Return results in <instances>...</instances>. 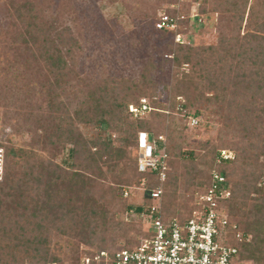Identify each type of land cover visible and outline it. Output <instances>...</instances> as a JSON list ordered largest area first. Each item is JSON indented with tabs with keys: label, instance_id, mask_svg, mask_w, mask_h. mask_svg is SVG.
<instances>
[{
	"label": "trees",
	"instance_id": "1",
	"mask_svg": "<svg viewBox=\"0 0 264 264\" xmlns=\"http://www.w3.org/2000/svg\"><path fill=\"white\" fill-rule=\"evenodd\" d=\"M259 1L261 12L256 10L258 0H201L198 16L209 18L210 13H214L217 22L226 16L223 21L227 23L228 32L220 33L214 45L197 46L189 36L187 43L169 44L168 51L173 54L170 61L175 67L170 87L163 85L157 92L154 82L141 76L137 84L131 81L125 92L102 83L86 95L83 115L77 110L74 116L79 123L92 124L99 130L117 131L122 146H114L99 134L83 137L73 118L60 109L57 92L68 69L67 60L74 61L77 39L68 28L51 35L50 26L32 16L28 2L13 5L16 17L23 18L24 22L19 38L33 54L43 58L53 76L52 80H46L44 96L47 104L58 112L52 118L54 132L47 133L46 141L71 143L73 160L86 149L94 148L91 154L98 162L106 164L108 171L117 174L122 183L102 187L87 172L82 175L73 172L68 176V172L51 160L37 157L32 150L13 146L10 140L7 143L1 140L5 164L0 180V264L61 263L57 255L48 253L54 233L89 246L76 257L74 264H81L84 254L117 249L119 240L125 241L122 246L126 248L134 247L135 238L145 233L140 223L132 219H115L117 202L114 200L122 198L121 186L139 184L143 180L141 203L134 206L125 202L128 197L123 196L124 203L117 208L122 214L141 216L152 202L148 190L159 184L156 172L137 170L139 131H147L152 140L165 132L168 171L162 194L164 220L187 217L193 209V205H189L193 188L206 187L215 169L223 174L230 191V196L219 200L218 206L227 214V230L235 225L228 237L230 245L237 247L236 259L264 264V146H259L260 151L253 156L248 150L252 144L241 147L234 142L237 153L224 160L218 159L220 150L226 149L224 142L220 148L200 143V151H206L209 156L205 170L200 169L201 162L206 164L204 155L184 150L185 125L177 122V116L185 120L196 117L198 113L194 108L201 104H219L220 111L227 116L220 114L226 119L224 126L235 122V128L241 129L244 135L249 130H258V134L264 135V0ZM247 20H250L248 28L241 34L242 24ZM154 29L162 34L171 33L173 39V31ZM148 66L153 67L152 61ZM179 97L182 102H178ZM141 98L154 108L148 112L151 115L148 120L134 117L128 111V106L138 105ZM262 139L264 141V136ZM258 155H263V160L257 163ZM96 170L102 174L98 165ZM181 177H184V190L177 193ZM235 232L249 235V241H236Z\"/></svg>",
	"mask_w": 264,
	"mask_h": 264
},
{
	"label": "rangeland",
	"instance_id": "2",
	"mask_svg": "<svg viewBox=\"0 0 264 264\" xmlns=\"http://www.w3.org/2000/svg\"><path fill=\"white\" fill-rule=\"evenodd\" d=\"M191 1L194 0L179 5V12L184 15L177 29L183 35L181 40L188 41L189 36V40L197 46L214 45L220 33L228 32L227 23L223 21L226 16L219 22L215 21L218 17L214 13H210L209 18L197 15L192 17L191 14L198 11V3H201V0ZM25 2L31 5V14L38 22L50 26L51 35L58 30L68 28L71 36L77 39L78 47L73 50L74 61L67 60L68 69L57 92L61 99L60 109L73 118L75 127L81 131L83 137L99 134L101 138L111 141L114 146H122L118 141L117 131L99 130L92 124L79 123L74 115L77 110L83 115V108L87 102L86 95L102 83L118 87L119 92H125L131 81L137 84L141 76L151 79L157 92L162 90L163 85L169 87L172 85L175 67L170 61L173 54L168 48L169 44L175 42L174 39L171 40V33L162 34L156 31L154 22L159 12H172L173 2L172 0H0V141L10 140L13 146L32 150L37 157L40 156L43 160L49 159L60 169L68 172V176L73 172L80 175L87 172L98 180L102 187L107 185L115 187L116 184L122 183L120 177L108 171L106 164L96 160L91 154L94 148L90 149L91 151L86 149L73 160L70 154L73 148L71 143L46 141L47 133L54 132L52 118L58 112L47 104V98L44 96L46 80H52L53 76L43 58L36 53L33 54L19 38V34L24 29V22H22L23 18L16 17L13 5ZM256 10L262 11L259 0ZM249 23L250 20H247V23L243 22L241 34L247 30ZM150 61L152 68L148 66ZM163 95L162 100L165 101ZM179 101L182 102L180 97ZM194 109L198 113L196 118L199 119L195 127L187 124L189 117L185 120L177 116V122L185 125L184 133L187 135V140L183 144L184 150H193L199 156L204 155L206 164L201 162L200 169L206 168L209 162L207 152L199 149L200 143L207 142L220 148L224 142L225 150L233 153H237L234 142L241 147L252 144L253 147L248 150L253 156L260 151L259 146H264L262 139L264 135L258 134V130H249V133L244 135L241 129L235 128V122H228L229 124L224 126L227 116L220 111L219 104H201ZM220 114L225 115V118ZM147 115L148 113L141 118L150 119L151 115ZM2 148L0 180L4 175L5 164L4 147ZM262 160L263 155H258L256 162ZM96 165L101 168L102 174L96 170ZM179 173L183 176L182 171ZM179 181L177 193H183L184 177ZM131 186L132 194L125 202L134 206L139 205L142 192L138 187H141V182L139 184L133 182ZM120 188L122 189V186ZM197 189L198 187H194L191 192L193 194L189 202L190 207L193 205V197ZM107 196L109 197V194ZM124 200L123 196L114 200L118 204L114 205L115 219H132L140 223L144 232V221L141 216L117 211ZM155 202L152 200V203ZM141 236L136 237L135 240L138 242ZM73 242L70 237L57 233L52 235L48 253L57 255L61 260V263L53 264H74L76 257L89 247L76 242L73 245ZM124 242L119 240L117 245L122 246Z\"/></svg>",
	"mask_w": 264,
	"mask_h": 264
},
{
	"label": "built area",
	"instance_id": "3",
	"mask_svg": "<svg viewBox=\"0 0 264 264\" xmlns=\"http://www.w3.org/2000/svg\"><path fill=\"white\" fill-rule=\"evenodd\" d=\"M195 1V0H194ZM191 1V2H194ZM171 11H162L157 15L155 28L174 32L175 43H187L183 35L177 31L184 15L179 12V5L190 0H172ZM194 10V9H193ZM195 11V10H194ZM198 16L195 12L191 14ZM199 17V16H198ZM145 98L139 100L138 105H129L128 111L134 117H142L153 110ZM199 119L191 116L188 125L195 127ZM164 134L150 139L147 131L137 133V170L141 173L156 172L159 184L150 190L148 195L155 203L148 205L141 214L144 221V233L132 248L119 246L115 250H101L84 254L81 264H244L236 259L237 247L229 243L227 214L218 206V201L227 199L230 191L226 186L223 174L212 170L206 187L197 189L193 197V209L183 220L172 217L163 218V183L167 176V153L164 151ZM233 157V152L220 150L218 159ZM219 161V160H217ZM3 148L0 147V177L2 173ZM143 184V180L141 182ZM132 186H123L122 194L129 197ZM141 190V201L144 187ZM238 242H248L250 236L234 233Z\"/></svg>",
	"mask_w": 264,
	"mask_h": 264
}]
</instances>
